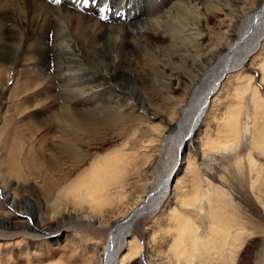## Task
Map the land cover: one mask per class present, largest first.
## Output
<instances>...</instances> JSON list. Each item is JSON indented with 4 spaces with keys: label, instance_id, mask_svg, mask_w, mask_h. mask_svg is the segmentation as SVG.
Listing matches in <instances>:
<instances>
[{
    "label": "bare ground",
    "instance_id": "6f19581e",
    "mask_svg": "<svg viewBox=\"0 0 264 264\" xmlns=\"http://www.w3.org/2000/svg\"><path fill=\"white\" fill-rule=\"evenodd\" d=\"M204 1L0 0V113L12 106L0 127V264L236 263L252 219L231 201L233 184L226 192L204 186L200 160L209 147L252 131L248 166L251 174L263 170L257 86L253 125L242 129L241 120L252 79L245 67L264 83V0L227 9L229 41L210 48ZM13 15L21 16L16 27ZM178 63L193 76L184 98L165 110L127 115L99 102L115 87L122 95L140 89L157 70L171 78ZM98 66L103 82L89 79L87 70ZM232 95L234 103L223 102ZM46 107L51 125L33 120ZM214 118L219 137L209 130ZM159 138L174 151L156 180V162L140 156ZM250 186L262 199V185ZM26 201L32 208L21 210Z\"/></svg>",
    "mask_w": 264,
    "mask_h": 264
},
{
    "label": "rangeland",
    "instance_id": "374dc122",
    "mask_svg": "<svg viewBox=\"0 0 264 264\" xmlns=\"http://www.w3.org/2000/svg\"><path fill=\"white\" fill-rule=\"evenodd\" d=\"M227 1L228 0H218V2L217 1L215 2V0H205L204 2L200 3V5L202 6L201 7L202 14L208 15L207 29L205 28V32H204L205 34L206 33L208 34V37L205 41L207 42L208 48L216 45L219 42L229 41L228 35H227L228 34L227 29H228V24L231 18L234 17V15H231V14L229 15L227 12V9H229L231 12L232 11L237 12V10L239 12L241 10L240 7H243V6L249 7V6L254 5V0H236L237 3H233V4H229V3L227 4ZM215 4H216V8H213L212 5H215ZM13 17L14 18L11 19L10 22L11 24H14V26L16 27V25H18L16 23L21 21V18H20L21 16L13 15ZM123 19L124 18H122L121 20ZM122 22L129 23V21H120L119 23H122ZM98 68L100 69V67L98 66L96 68H91L87 70L88 74L92 76L89 79L92 80L93 78H98L99 81L103 82L104 81L102 79L103 76L100 75ZM245 70L248 73L251 72L249 74L252 75V79L248 80V82H250V89H248L246 97H245L247 111L245 110L244 115L241 120L242 129L247 128L248 123L251 122L249 116H251V114L254 113V108L252 107V104L254 103H253V98L251 96L253 95L252 93H253L254 86L258 87V90L260 91V95L262 96V98H264V83H262L261 81V77H262L261 74L257 76V74L253 72V69L249 66H246ZM202 72H204V70ZM192 73H193V70L189 68V66L186 67V64L178 63V65L175 66L174 75H172L171 78H170V75H165L164 73L160 74V71L157 70V72L155 71L154 74L150 76L151 79L149 77L148 80L144 81L142 84L141 83L139 84L140 89L138 88L135 91L132 90L122 95V91L118 89L119 87H115L116 92L111 93L112 95L111 94L108 95V93L105 94L106 96L104 95L105 97L103 96L102 99L99 100V102L106 103L110 107L111 106L121 107L123 110H125L124 112L127 115L134 113V115L136 116L137 115L143 116L145 112L144 110L148 109L149 107H153V108L156 107L155 110H159V109L165 110L166 108L170 106L169 104L172 101V99L176 101V100H181L184 98L185 92L191 82L190 81L191 76H193L191 75ZM168 74H172V73H168ZM227 82H229V80L225 81V83ZM171 85H172V88H171ZM232 96H230L229 99L223 100V102H226L229 100V102L227 103H232V102L234 103L236 97L234 96L232 97ZM35 100H37L36 102L43 103V100L39 98H35ZM13 101L15 102V100H12L11 102ZM223 102L222 104L220 103L221 105L219 104L218 109H220L221 111L220 110L218 111L219 113L218 114L219 116L217 115L218 117H220L221 114H224L223 112H225L224 109L222 110V107L224 106ZM46 104L51 105L53 103L47 102ZM57 107L58 105L56 106V108ZM11 108L12 106L10 104V106L4 108L2 112L0 113V121H1L0 127H2L6 123V121L4 122V120L6 119V116L11 117L9 116V113L12 112ZM48 109L49 107H46L44 109L42 108V111H45L46 113L41 112L40 115L34 116L36 118L33 120L42 118V122H46V124L51 125L52 123L50 122L52 120L50 121V119H52V117H54L55 115L46 111ZM246 114H249V115L246 116ZM147 117L151 118V116L150 117L147 116ZM29 120H26V122L23 121L22 125L26 124L27 121L29 122ZM162 120L163 119L161 118L154 120L155 125L157 124L156 126L159 129L163 128L164 120L163 121ZM219 121H217L215 118L211 120L212 125L209 127V130L210 129L213 130L211 131V133L213 132L212 133L213 137H217V136L219 137L220 134H222V132H219V129L221 131V125L218 123ZM250 124L253 125V122H251ZM138 134H140V132H138ZM173 135L174 133L170 134V140ZM242 135L243 133H241L240 135L241 136L240 141L238 138H235L225 148L209 147L208 150L210 152L208 151V153H211V154H208L204 160H200L201 162H203L201 176L205 184L204 186L206 188H211L212 184L214 183V184L222 186L221 188L226 192L228 189V187L226 186H228L229 184H233L235 188L234 192L236 196L233 198H230L231 201L233 202V204L243 209L244 213L242 212V216L246 217L247 219L249 218L252 219L251 221L253 223H250L245 219L248 222L247 225L249 226V229L251 231V236L246 241V243L243 245V247L240 249V252L238 253L237 261L235 264H252V263L253 264H264V167H263L262 172L260 173L255 172L254 174H251L250 172L251 169L248 166V161H249L248 152L251 151L250 143L253 138V133L252 131H249V133L246 134L245 136L242 137ZM166 136H169V133H167ZM152 137H153L152 135L149 136L147 134V136L144 137L145 138L144 140H151ZM121 141L122 139H118V140L116 139V142L113 141L111 144L114 145L115 143L117 144L118 142H121ZM111 144L109 143L108 147L109 145L113 146ZM152 144H153L151 147L152 149L150 148V150L146 151L147 153L145 152L144 155L140 156L141 158L140 157L139 158L141 159L140 162H144L146 160L150 161L154 159L156 163L154 164L152 168L151 174L155 177L156 180H158L163 170L165 171L171 167L174 149H173V145L170 143L169 140L165 141L163 139L161 140V138H159V141H156V143H152ZM148 152H150L151 155H148ZM255 153H256L255 157L257 158L259 153L258 152H255ZM146 156L148 159L146 158ZM150 157H152L153 159ZM263 158L264 157L262 156L257 159H259L261 162L264 163ZM252 180H255L256 182H258L259 184L263 186V187L261 186L262 188L261 198L262 199H259L258 197H256L258 196V194H256L254 189L251 188L250 182ZM208 207H209V203H206L204 208L206 209ZM31 208H32L31 203L30 202L28 203L27 201L24 202L23 205L20 207L21 210H29ZM43 216L45 217L46 215L43 214ZM198 223L201 224V220H199ZM162 235H167V234H161L160 236ZM162 249H165V247H162Z\"/></svg>",
    "mask_w": 264,
    "mask_h": 264
},
{
    "label": "snow or ice",
    "instance_id": "6c2138e0",
    "mask_svg": "<svg viewBox=\"0 0 264 264\" xmlns=\"http://www.w3.org/2000/svg\"><path fill=\"white\" fill-rule=\"evenodd\" d=\"M86 2H87V0H86Z\"/></svg>",
    "mask_w": 264,
    "mask_h": 264
}]
</instances>
